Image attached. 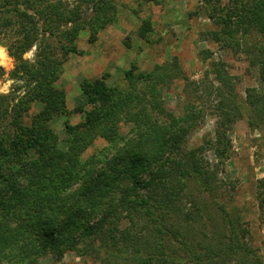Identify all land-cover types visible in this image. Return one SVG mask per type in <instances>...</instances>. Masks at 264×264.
Segmentation results:
<instances>
[{
	"label": "trees",
	"instance_id": "16d2710c",
	"mask_svg": "<svg viewBox=\"0 0 264 264\" xmlns=\"http://www.w3.org/2000/svg\"><path fill=\"white\" fill-rule=\"evenodd\" d=\"M37 1L49 11L46 30L50 26L53 33V28L70 26L65 31L75 35L85 27L92 41L116 11L112 0H79L81 4L73 8L64 0ZM203 1L218 27L212 38L224 47L242 48L238 33L246 23L264 31V0ZM7 2L0 3V30L12 28L20 37L7 46L16 61L13 73L26 71L34 89L29 98L43 103V108L26 126L18 111L9 110L0 97V120L4 115L10 118L2 125L6 134H0V264H39L45 254L62 260L69 251L100 264H262L258 252L248 245L241 215L219 199L216 171L202 156L206 149H212L217 159L227 156L228 131L245 111L250 112V125L264 129V90L249 89L241 101L231 75L216 65L220 86L215 89V136L186 151L184 136L199 118L188 110L175 122L183 127L171 130L149 121L144 99L133 98L156 97L158 84L171 73L166 66L126 71V80L137 94L110 86L105 76L85 80L82 89L93 110L77 127L66 123L76 131L68 152L47 154L56 136L48 125L66 112L65 92L56 86L64 59L38 42L41 32L36 18ZM83 4L92 7L93 14L87 18L80 10ZM37 15L43 16L38 10ZM34 45L36 62L29 68L24 54ZM59 47L64 56L74 49L66 43ZM247 51L264 84V44ZM99 137L112 152L82 161L81 151ZM98 162L100 167L95 166ZM192 177L210 200L186 197ZM204 217L211 223L207 230L199 224Z\"/></svg>",
	"mask_w": 264,
	"mask_h": 264
},
{
	"label": "rangeland",
	"instance_id": "374dc122",
	"mask_svg": "<svg viewBox=\"0 0 264 264\" xmlns=\"http://www.w3.org/2000/svg\"><path fill=\"white\" fill-rule=\"evenodd\" d=\"M64 1L69 2L71 8L81 4L79 0ZM1 2L6 3V0H0ZM112 2L116 8L113 18L96 33L93 41L91 31L85 27L79 29L75 35L65 31L70 26L53 28V33L50 26L46 30L44 23L49 11L41 7V2L37 0L7 2L10 7H19L32 18H36V26L41 32L38 42L42 45L48 44L51 51L57 52L58 58L64 59L56 86L65 92L66 112L48 125L56 136L47 154L52 152L57 156L59 153L68 152L76 131L70 129L66 123L77 127L86 120L87 112L93 110L82 89L85 80L105 76L110 86L137 94L138 90L134 91L126 80V71L132 68L149 71L156 65L166 66L171 73L158 84L156 97L143 95L133 98L144 99L148 110L146 118L149 121L162 124L171 130L180 127L175 124L179 122V117H183L188 110L192 111V115L199 119L184 136L187 143L183 148L186 151L215 136L217 117L214 113L218 101L215 89L220 86L215 72L216 65L231 75L241 101L246 100L249 89L263 92L264 84L260 79L259 66L251 64V56L247 51L250 47L264 44V31L258 25L252 28L247 23L243 25L238 33L243 46L234 49L224 47L212 38V31L218 27L209 17L208 5L203 0ZM221 2L227 4L228 0ZM81 7L84 17L93 14L92 7L88 4ZM37 10L43 14L42 17L37 15ZM0 35L3 38L0 43V97H4L1 98V103L9 106V110L18 111L20 120L26 126H31L32 120L43 108V103L29 98V93L34 89L33 83L28 84L26 71L23 70L18 75L13 73L16 61L10 56L7 46L11 41L20 39L19 33L11 28L6 32L0 30ZM63 43L74 48L65 56L59 47ZM36 51L37 46L34 45L24 54V59L30 63L29 68L36 62ZM139 86L142 88V83ZM79 107H84L85 111L78 110ZM249 114L250 112L245 111L229 129L231 146L225 158L217 159L212 149H206L202 157L212 164L210 169L216 171L214 185L218 188L219 199L228 204L229 209H236L241 215L242 225L248 230V245L258 252L264 264V129L250 125ZM9 120V115L2 116L1 135L6 134H3L2 125ZM11 124L9 129L13 128ZM122 127L124 132H129L128 126ZM107 146L106 140L97 138L86 150L81 151L82 161H89L93 156L103 157L110 154L112 151ZM100 165V162L95 164L96 167ZM187 183L186 194L189 196L186 197L194 198L196 202L210 200L207 193L204 195L201 192L196 178H190ZM79 184L80 182L73 189ZM187 200L183 199L182 204ZM200 223L205 225V230L211 225L206 217ZM183 225L185 227L187 222ZM208 232L212 234V231ZM39 262L100 264L93 257L74 251L67 252L62 260L56 259L52 254H45L40 257ZM118 262L111 264H125L123 261Z\"/></svg>",
	"mask_w": 264,
	"mask_h": 264
}]
</instances>
